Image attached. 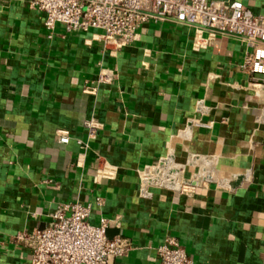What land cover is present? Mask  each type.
Wrapping results in <instances>:
<instances>
[{"label":"crops","instance_id":"1","mask_svg":"<svg viewBox=\"0 0 264 264\" xmlns=\"http://www.w3.org/2000/svg\"><path fill=\"white\" fill-rule=\"evenodd\" d=\"M27 1L0 0V264H31L16 235L52 227L73 202L130 244L110 264H160L167 238L194 264H264V84L240 68L246 41L170 21L141 23L117 49L61 23L48 37ZM215 1L264 13V0ZM167 154L165 168L198 160L184 169L190 189L165 190L182 188L168 176L142 196L138 172ZM104 162L113 173L98 174Z\"/></svg>","mask_w":264,"mask_h":264},{"label":"built area","instance_id":"2","mask_svg":"<svg viewBox=\"0 0 264 264\" xmlns=\"http://www.w3.org/2000/svg\"><path fill=\"white\" fill-rule=\"evenodd\" d=\"M27 4L29 9L44 14L43 27L48 37L53 35L56 24L61 23L67 33L98 30L105 46L115 49L134 42L137 28L147 21L187 23L200 30L234 34L244 39L248 47L240 68L260 75L264 84V13L255 15L239 1H233L227 7L215 0H28ZM100 80L106 81L105 78ZM95 90V87L84 89L89 93ZM204 108L203 101L198 100L196 110L202 112ZM259 120L264 122V109ZM190 124L196 127L210 125L193 119ZM84 127L88 137L94 138L98 124L89 119L84 122ZM58 133V141L68 143V131L59 130ZM76 142L82 145L81 140ZM169 156L167 154L138 172L142 196L148 197V188L168 177L165 166ZM109 169L104 162V169L98 174L113 173ZM179 170L185 180V170L182 167ZM211 180L221 184L217 179ZM189 189L186 183L179 190H165ZM65 211L69 214L65 215ZM90 212V204L67 203L54 214L56 221L52 227L18 233L16 238L26 241L32 249L31 264H110L127 255L130 244L120 236L107 237V219L101 218L98 225L90 224L87 220ZM156 253L160 264H194L184 248L172 238L164 239L156 247Z\"/></svg>","mask_w":264,"mask_h":264},{"label":"bare ground","instance_id":"3","mask_svg":"<svg viewBox=\"0 0 264 264\" xmlns=\"http://www.w3.org/2000/svg\"><path fill=\"white\" fill-rule=\"evenodd\" d=\"M196 161H198L196 158L190 157V158H187L185 161L180 162V161L175 159L174 155H172V157H171V159L169 161V166H168V168H165V169H167L168 176L172 177L177 183L181 184L182 187H184V181L185 180H183V178L181 177V174H180L181 171L179 170V167L180 168L182 167L183 169H185L188 164L195 163ZM165 179L166 178H164L163 180L159 181L158 185H153L152 187H161V186H163V184L165 182Z\"/></svg>","mask_w":264,"mask_h":264}]
</instances>
